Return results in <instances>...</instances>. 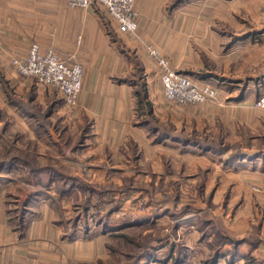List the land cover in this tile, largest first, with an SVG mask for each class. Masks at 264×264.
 I'll use <instances>...</instances> for the list:
<instances>
[{"label":"rangeland","instance_id":"obj_1","mask_svg":"<svg viewBox=\"0 0 264 264\" xmlns=\"http://www.w3.org/2000/svg\"><path fill=\"white\" fill-rule=\"evenodd\" d=\"M20 1L0 8V24L26 16ZM142 2L155 12L132 37L92 7L133 67L117 81L136 86L137 144L87 150L91 117L68 107L57 122L59 93L20 75L0 44V243L138 264L151 246L204 236L207 259L241 246L254 254L243 264H264V0ZM151 47L201 99L166 96Z\"/></svg>","mask_w":264,"mask_h":264},{"label":"crops","instance_id":"obj_2","mask_svg":"<svg viewBox=\"0 0 264 264\" xmlns=\"http://www.w3.org/2000/svg\"><path fill=\"white\" fill-rule=\"evenodd\" d=\"M11 1L0 0V8H11L9 11L15 12L12 3L9 4ZM39 1L35 6L37 9L35 15L28 16L29 0H22L21 10L26 16L18 22L12 20L6 22L5 26L0 24V44L9 46L6 55L13 60L25 58L30 45L36 42L43 53L51 50L67 65L80 63L84 68V74L77 105H67L64 97L59 94L57 100L50 104L57 110L54 114L59 115L57 122L60 124L67 122L72 109L79 118L83 113L89 115L93 123L92 139H89L87 150L93 146V139L95 142L101 141L109 149L121 147L130 140L137 144L136 86L117 81L118 78L125 79L133 73V67L125 62L127 56L117 47L113 33L107 29L99 14L92 8L72 9L67 6V0ZM135 11L139 13L138 28L147 24L149 16L155 12L153 8L143 5L142 0L135 1ZM110 23L115 33L122 34L123 37L125 35L132 37V34L119 32L114 21L111 20ZM123 50L125 52V49ZM89 94L93 95L88 99ZM45 100L48 98L45 97ZM43 104L47 105L48 102ZM62 110L64 113L60 114ZM23 115L22 120L31 124L30 116ZM1 231L0 238H6L7 235L3 236L4 232L7 233L4 224ZM184 232L188 236L192 235L189 230ZM2 245L0 243V264H107L105 259L101 260L100 255H95L93 252L86 262H79L78 256L74 255L69 246H61V250H56L55 254L40 252L31 256L24 247L12 249ZM151 247L152 249L147 250L143 255L145 257L141 256L138 264H233L234 262L243 264L244 258L247 260L254 255L250 254L248 249L238 246L229 250L226 248L217 250L210 259H207L204 236L183 246L170 244L167 247L162 245Z\"/></svg>","mask_w":264,"mask_h":264},{"label":"built area","instance_id":"obj_3","mask_svg":"<svg viewBox=\"0 0 264 264\" xmlns=\"http://www.w3.org/2000/svg\"><path fill=\"white\" fill-rule=\"evenodd\" d=\"M136 0H67L69 8L89 9L94 5L103 7L108 17L118 26V31L126 34H137L138 14L134 5ZM150 55L154 58L162 71V84L166 96L180 98L183 102L201 99V95L193 89L189 80L173 72L168 62L151 47ZM15 70L24 77H33L40 84L56 89L64 97L69 106L78 103L82 86L84 68L80 63L67 65L51 50L43 53L40 45L33 42L25 58H16L12 62ZM257 105L264 108V96Z\"/></svg>","mask_w":264,"mask_h":264},{"label":"trees","instance_id":"obj_4","mask_svg":"<svg viewBox=\"0 0 264 264\" xmlns=\"http://www.w3.org/2000/svg\"><path fill=\"white\" fill-rule=\"evenodd\" d=\"M4 165L3 163H0V166ZM124 237V236H123Z\"/></svg>","mask_w":264,"mask_h":264}]
</instances>
